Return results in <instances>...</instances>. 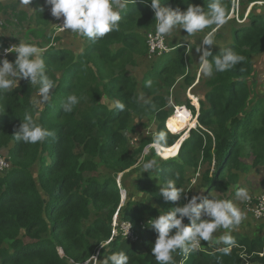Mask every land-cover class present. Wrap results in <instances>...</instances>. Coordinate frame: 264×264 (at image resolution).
<instances>
[{
  "label": "trees",
  "instance_id": "trees-1",
  "mask_svg": "<svg viewBox=\"0 0 264 264\" xmlns=\"http://www.w3.org/2000/svg\"><path fill=\"white\" fill-rule=\"evenodd\" d=\"M210 2L161 0L162 6L182 11L189 4L207 9ZM256 2L264 5V0H248ZM221 3L227 16L232 0ZM257 5L248 16V24L234 27L232 39L226 38L223 48H211L213 56L232 49L244 60L228 71L214 73L208 80L209 90L200 100L199 112L188 100V108L194 115L199 113L194 124L197 126L190 130L181 147L178 136L173 134L167 146L159 145L157 151L163 155L179 154L169 163L157 165L155 178L147 174L138 177L135 190L144 194L140 200L127 197L122 205L121 188L114 179L87 180L86 173L97 166L93 160L82 161L76 147L81 145L89 156L100 157L108 166L122 171L135 163L125 134L134 114L155 115L161 122L160 132L167 130L165 97L156 95L141 101L126 66L112 71L105 76L106 80L100 75L101 60L113 66L143 48L137 25L152 29L156 24L150 0H129L121 12L118 29L95 43L89 40L82 53L76 55L71 49L47 50L42 55L55 88L39 119L31 113L34 87L29 81L23 80L24 83L0 92V149L10 146L12 164L11 170L0 177V264H89L97 247L104 243L100 251L104 258L123 251L129 256V264H157L152 254L157 233L149 221L194 196L185 189L187 169L205 166L201 176L211 192L225 191L237 183L239 175L232 168L242 166L240 159L247 152L254 156V166L264 165V96L258 95L249 83L256 75L254 57L264 53V10L258 13ZM115 44L121 46L113 51ZM186 51L185 45L174 46L160 56L157 63L164 60V64H158L147 81L162 79L159 88L163 84L172 87L185 74ZM16 58V53L13 60L8 57L10 61ZM57 63L63 70L61 79L54 72ZM70 94L81 99L71 113H66L62 105ZM111 100L123 103L124 110H119L117 103L111 106ZM25 114L54 135L36 144L17 140L14 135ZM148 141H142L138 152ZM170 179L186 191L180 201L166 202L160 195V188ZM92 209L107 210L108 219L96 217L84 228ZM116 213L119 222L129 221L138 228L141 249L121 234H113ZM184 222L189 223L187 218ZM234 240L230 254L223 252L227 245L217 242L210 248L192 251L185 264H264V237L243 236ZM179 252L173 253L172 264H179Z\"/></svg>",
  "mask_w": 264,
  "mask_h": 264
},
{
  "label": "rangeland",
  "instance_id": "rangeland-1",
  "mask_svg": "<svg viewBox=\"0 0 264 264\" xmlns=\"http://www.w3.org/2000/svg\"><path fill=\"white\" fill-rule=\"evenodd\" d=\"M43 3H45V0L35 1L34 3L28 5L21 4L16 0H0V51L10 48L14 45H18L19 41L37 45L42 49V55L47 50L51 51L69 49L73 50L74 53L78 55L89 46L90 42L86 37L77 33H73L70 30L60 32L58 36L53 38L56 30V27L54 26L57 19L53 21L52 19H49L50 15H46L45 12H41V10H39L40 5H44ZM250 4L251 3H248V0H240L238 6L234 5L232 0L231 9L227 15L229 18L227 19L226 23L216 31L214 36L215 43L213 46H211V48H223L222 43L224 40L226 38L232 39V31L234 27L248 24L249 18H247V11L249 9L252 10V8L254 10L256 7V5L250 6ZM257 6V12H263V3L260 2ZM40 24L44 25V28L39 27ZM213 27H215V25L206 28L202 32H198L192 36H186L187 33L184 30L176 28L170 35L165 36V44L168 47L174 48V46L185 45L187 50L185 74L179 76L172 87L164 86L163 84L161 85V88H159L158 86L162 83V79L158 82L152 80L151 86H147L148 74L151 71L156 70V66L159 64L157 63L159 57H152L150 55L148 43L146 42L147 33L154 30L155 26L150 29L143 27V25H137V33L140 35L141 40L143 41V48L140 49V51H135L132 54L124 56L121 62L113 66L101 60L102 74L100 75L106 80L105 76H108L112 71L118 72L122 65L126 66L129 75L136 83L139 99L143 102H146L148 99L156 95L165 97L167 99V106L165 109L170 116L172 113H174L175 106L186 105L188 100L191 99L190 96L198 97L199 100H201L203 99L205 93L209 90L208 80L211 77H206L202 74H199L198 70L200 53L196 51V48L200 46L204 35L211 31ZM120 46L121 44H115L112 47V50L116 51ZM8 57L13 60L15 53L10 52L6 58L8 59ZM254 58V63L257 67L256 75L249 79V83L252 85V88L258 95L264 96V53L259 54ZM0 59L2 58L0 57ZM163 64L164 60L159 65L162 66ZM55 65L56 67L54 68V72L58 78L61 79L63 75L61 64L57 63ZM20 83H24L23 79L17 82L14 86ZM33 87L34 92L32 96L31 113L37 119H39L46 102H40V98L38 96V85H33ZM155 89H157L156 92L153 91ZM52 95L53 90L51 91L50 97ZM141 97H143V99H141ZM196 100L198 101V99ZM116 103V101L112 100L109 102L111 106H115ZM198 103L200 102L198 101ZM197 107L196 109L199 111L200 104L199 106L197 105ZM194 119L197 120L195 115L188 123L185 131H175V129H172L173 135L178 136L179 139L183 138L185 141L190 134L191 128H195V123L193 122ZM168 124L173 127L170 123ZM160 125L161 122L155 115L149 114L143 117H141L139 114L133 115L128 129L125 131V134L128 139L127 146L129 149V154L134 156L135 163L131 168L122 171L108 166L100 157L94 158L89 156L84 152L81 145H77L76 153L82 155L81 160H93L97 166L96 170L86 173L87 180L95 179L103 182L108 178H112L121 187V192L125 199L127 197H131L133 200H140L144 198V194L141 191L135 190L137 179L143 174H147L151 178H155L156 173L155 169L152 170L151 174L149 172H143V163L155 159L157 161V165H159L163 162L169 163L171 160L176 159L174 158L175 155H163L157 151L160 144L167 146L166 144L168 138L170 134H172L168 130H164L163 132H165L167 136L166 142L160 144L154 143V137L160 133ZM144 139H150V141H148V144L146 143L144 148L138 152ZM181 141L179 145L181 144ZM151 144L155 145H153V147H148V145ZM9 149L10 146L0 149V155L9 158ZM240 161L242 165L240 168H232L233 173H238L239 179L237 183H234L227 190L208 191V188L201 176V173L205 169V166L203 165L198 169H187L186 175L189 177V179L186 183L185 189L187 192H191L194 195H202L203 197L209 199H211L212 196H215L218 199L231 200L236 204L237 207L246 213V218L241 222V224L236 226L234 230H231L230 234L233 238H241L243 236H249L251 238L264 237V219L255 218L253 213L247 207V201H239L236 199L235 195L239 188H247L251 198L254 201H256L259 197L264 196V165L254 166V156L251 155L250 152H247V154L243 155ZM10 170L11 169L5 172L0 171V177H4ZM115 215L116 214L113 216ZM96 217H103L105 220H107L108 211L105 210L102 212H97L96 210L92 209V215L90 219L84 221V228L90 225ZM135 229L138 228L135 227ZM227 231L228 230L222 228L217 229V231L213 234V241H201L202 246L210 248L212 245L219 242L218 238ZM133 242H135L137 248H142L141 241L139 239ZM103 245L105 246L106 244L104 243ZM103 249L104 247H102L101 244L97 247L92 259V261H95L94 263L103 264V260L105 258L104 256H100V251L102 252ZM97 255L99 256L97 257ZM247 264L256 263L248 262Z\"/></svg>",
  "mask_w": 264,
  "mask_h": 264
},
{
  "label": "clouds",
  "instance_id": "clouds-1",
  "mask_svg": "<svg viewBox=\"0 0 264 264\" xmlns=\"http://www.w3.org/2000/svg\"><path fill=\"white\" fill-rule=\"evenodd\" d=\"M20 2L28 5L31 0H20ZM131 2L136 3V0H131ZM142 2L148 3L149 0H142ZM45 3L50 6L53 17L57 20L63 19L62 25L59 26L61 30H70L95 43L106 34L118 29L121 12L127 7L129 0H45ZM150 7L155 13V33L160 38L170 35L176 28L184 30L187 33L186 36H192L215 25L204 35L200 46L196 48V51L200 53L199 74L212 77L214 73L228 71L244 60L242 55L232 49H224L222 54L215 56L211 51V46L215 43L216 31L229 18L226 16V8L221 0H211L207 4V9L201 5L189 4L187 9L182 11L178 7L172 9L162 6L161 0H150ZM3 51L5 58L0 59V92L11 89L23 79L29 81L31 85H38L40 102H47L51 91L55 88V82L46 73L42 49L35 44L19 41L18 45ZM10 52L17 54L14 62L6 58V54ZM209 57L212 59L210 60ZM151 83L148 81L147 86L150 87ZM80 99L75 94L68 95L62 105L63 111L71 113L79 104ZM116 107L123 111L125 105L117 102ZM186 107L188 108L187 104ZM189 111L194 116L190 109ZM197 115H195L196 118ZM52 135L54 134L51 131L36 124L30 114H25L23 123L14 136L25 143L36 144ZM166 139L165 132L161 131L154 137V143H164ZM179 141H181V147L184 139L178 138L177 142ZM156 166L155 159L149 160L143 163V172L151 174ZM184 193L186 191L182 187H177L173 179L168 180L160 188V195L166 202L180 201ZM235 195L236 199L242 202L251 199L247 188H239ZM186 218L189 223L184 222ZM245 218L246 213L231 200L218 199L215 196L209 199L202 195H194L182 206L174 207L149 221L157 233L152 254L157 264H172L173 253L179 250L185 255L190 254L199 247L201 241L212 242L213 234L220 228L228 230L218 239L219 242L227 245L223 249L224 254H230L231 247L236 244L230 232ZM101 246L104 247L103 244ZM103 264H129V256L123 251L113 253L103 260Z\"/></svg>",
  "mask_w": 264,
  "mask_h": 264
},
{
  "label": "built area",
  "instance_id": "built-area-1",
  "mask_svg": "<svg viewBox=\"0 0 264 264\" xmlns=\"http://www.w3.org/2000/svg\"><path fill=\"white\" fill-rule=\"evenodd\" d=\"M16 1L20 2V0H16ZM35 1H39V0H31V3H34ZM233 2H234V5L239 6L240 0H233ZM31 3H29V4H31ZM62 23H63V19L61 18L57 22L55 35L59 34L60 32L65 31V30H61V28L59 27L62 25ZM146 39H147V43H148L149 52H150V55L152 57H160L163 54L172 50V48L168 47L165 44V37L160 38V37L156 36L155 29L147 33ZM8 54H10V53H7L6 56H8ZM186 56H187V54H186ZM0 57L2 59L5 58L4 51H0ZM190 98H191L192 103L194 105H196L195 104L196 99H198V101H199L198 97L190 96ZM184 106H186V105H184ZM174 108H176V106ZM174 112H176V109ZM0 114H1V108H0ZM192 117H193V115H192ZM165 126L169 130L168 121L165 123ZM153 145H155V144L148 145V147H153ZM11 167H12V164H11L9 158L0 155V171L5 172V171L11 169ZM247 207L253 213V216L255 218L264 219V196L259 197L256 201H254L251 198L249 201H247ZM118 217H119L118 213H116V215L114 216V219H113V232H114L113 234L117 235L119 233L123 237L130 239L131 241H135L137 239L140 240V238L136 232L135 226L129 221L119 222ZM202 248H203V246L200 243L199 247L196 250H201ZM98 256L99 255H97V257ZM178 256L180 257L179 264H185L186 259L188 258L189 254L185 255L180 251L178 253ZM94 262L95 261H93L90 264H96Z\"/></svg>",
  "mask_w": 264,
  "mask_h": 264
},
{
  "label": "bare ground",
  "instance_id": "bare-ground-1",
  "mask_svg": "<svg viewBox=\"0 0 264 264\" xmlns=\"http://www.w3.org/2000/svg\"><path fill=\"white\" fill-rule=\"evenodd\" d=\"M196 102H197V105L199 106V103H198L197 100H196ZM175 109H176V112L172 113V115H170L169 118H168V120H167L168 123H170L174 128H170L169 127V124H168V127L171 130L172 129L173 130L175 129V131L181 130V129H182L181 131H185L188 123L191 120L192 113L184 105L176 106ZM195 121H196V119H194L193 122L195 123ZM179 143H180V141L178 142V145H179Z\"/></svg>",
  "mask_w": 264,
  "mask_h": 264
},
{
  "label": "crops",
  "instance_id": "crops-1",
  "mask_svg": "<svg viewBox=\"0 0 264 264\" xmlns=\"http://www.w3.org/2000/svg\"><path fill=\"white\" fill-rule=\"evenodd\" d=\"M259 3H260V2L251 3L250 6H251V5H254V6H255L256 4H259ZM43 4H44V5H40L39 10H41V9L43 8V12H45L46 15H50L49 19H52L53 21H55L56 18L53 17V16L51 15L50 6L47 5L46 3H43ZM20 5H21V4H20ZM21 6H22V5H21ZM252 10H253V8H252ZM252 10L249 9V10L247 11V18H248V16L250 15V13L252 12ZM25 11H26V10H25ZM57 22H58V20L56 21L54 27H56ZM39 27L44 28V25L40 24ZM59 34H60V33H59ZM55 36H58V34L55 35V33H54L53 38H54ZM254 60H255V58H254ZM256 69H257V67H256Z\"/></svg>",
  "mask_w": 264,
  "mask_h": 264
},
{
  "label": "water",
  "instance_id": "water-1",
  "mask_svg": "<svg viewBox=\"0 0 264 264\" xmlns=\"http://www.w3.org/2000/svg\"><path fill=\"white\" fill-rule=\"evenodd\" d=\"M197 118H198V115H197ZM123 196V195H122ZM125 202V197L123 196V202H122V205H123V203Z\"/></svg>",
  "mask_w": 264,
  "mask_h": 264
}]
</instances>
